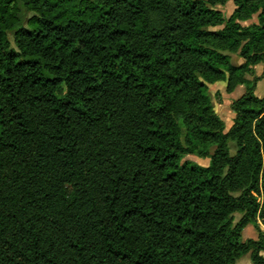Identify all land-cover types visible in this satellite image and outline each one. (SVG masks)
<instances>
[{
    "label": "trees",
    "instance_id": "1",
    "mask_svg": "<svg viewBox=\"0 0 264 264\" xmlns=\"http://www.w3.org/2000/svg\"><path fill=\"white\" fill-rule=\"evenodd\" d=\"M229 1L0 0V264H264V0Z\"/></svg>",
    "mask_w": 264,
    "mask_h": 264
},
{
    "label": "rangeland",
    "instance_id": "2",
    "mask_svg": "<svg viewBox=\"0 0 264 264\" xmlns=\"http://www.w3.org/2000/svg\"><path fill=\"white\" fill-rule=\"evenodd\" d=\"M218 7L223 11L225 17L228 18L232 14V12L234 11L235 4H234L233 0H230L226 5H224V6L219 5ZM255 21H257V16H254L253 19H251V20L243 22V24H249V23H252ZM232 61L235 64H240L244 60H243V58H240L237 53H234V54H232ZM263 72H264V66H263V64H259V65L255 66V71H254V73H252V77L254 75H262ZM210 91L213 95L215 108H216L217 112L225 120L227 130H228L232 124V119H233L234 114H235L234 111L231 109V103L235 99L233 97L234 94L226 92L225 88H214L213 86L210 87ZM234 92H237V89ZM218 93H221V97H222V100H220L221 102L216 98V95ZM256 94L258 96L264 95V77L261 78L257 83ZM232 152H234V150H232ZM186 158L195 160V161H197L203 165L209 164V159L199 158V157L194 156V155H188V156H186ZM241 216H242L241 213H239V212L235 213L236 221H238ZM242 237H243V240H246L250 237L251 238H257L258 237V228L253 224L247 225L243 230ZM236 264H254V263L252 262L250 254L248 253V254L244 255L243 257H241L237 261Z\"/></svg>",
    "mask_w": 264,
    "mask_h": 264
},
{
    "label": "crops",
    "instance_id": "3",
    "mask_svg": "<svg viewBox=\"0 0 264 264\" xmlns=\"http://www.w3.org/2000/svg\"><path fill=\"white\" fill-rule=\"evenodd\" d=\"M259 65V64H258ZM257 66V65H256ZM214 87V88H225L226 91V83L225 82H218L215 84H212L210 87ZM237 92H232L231 94H234L233 97L236 99L239 96H241L244 92H245V86L244 85H239L237 88ZM235 89V90H236ZM227 92V91H226ZM261 228L264 230V226L262 225ZM237 263V262H236ZM235 263V264H236Z\"/></svg>",
    "mask_w": 264,
    "mask_h": 264
}]
</instances>
